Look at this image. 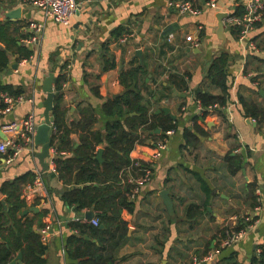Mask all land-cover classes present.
<instances>
[{"label":"crops","instance_id":"crops-1","mask_svg":"<svg viewBox=\"0 0 264 264\" xmlns=\"http://www.w3.org/2000/svg\"><path fill=\"white\" fill-rule=\"evenodd\" d=\"M81 1L80 12L65 26L24 0H0V22L9 21L19 27V35L25 36L21 43L33 51L30 59L18 63L11 55L10 66L0 73V85L22 90L21 96L26 99L0 116V129L28 116H33L37 126L43 122L44 109L39 106L46 98L43 85L53 74L55 78L65 77L60 107L67 125L77 122L79 109L89 105L98 119L93 130L103 132L110 119L102 114V105L123 92L119 75L136 58L144 70L143 105L154 114L167 108L176 118V129L157 159L153 160L155 151L147 146H136L130 153L132 160L151 163L152 173L149 182L130 198L135 203L133 212L121 214L130 226L114 264H192L193 259L202 260L209 254L215 256L205 264H251L264 247V122L245 117L239 98L264 113V20L250 35L255 47L252 49L232 30L224 29L225 42L216 35L218 14L242 7L247 0H192L203 8L198 18L178 15L168 7L171 0ZM211 2H215V9L207 6ZM15 9H20V17L16 21L7 19L5 14ZM29 23L43 26L37 42L31 45L23 41ZM170 27L172 32L164 35ZM169 35L173 36L170 42ZM222 53L230 56L229 105L224 110L207 109V117L198 123L204 135L198 136L196 146L188 147L184 131L193 127V119L203 110L196 91L219 94L210 85L207 72ZM104 61L113 67L104 69ZM171 76L185 79L187 88L177 90L170 82ZM4 136L6 140L11 137ZM34 136L32 143L12 160V151L0 154V202L5 209L9 207L1 191L4 183L34 175L33 183L26 184L21 192L29 210L26 215L35 224H49L58 232L44 243L46 264H69L64 247L71 234L69 224L91 223L86 218L91 210L77 212L62 202L65 191L61 189L65 186L54 170L55 146L50 147V156L44 160L48 170L43 172L37 158L41 148L35 145ZM70 139L75 147L79 145L77 135ZM226 156L241 161L234 175L228 171ZM37 177L41 178L40 185H35ZM256 190L261 194L258 211L252 208ZM163 191L172 202L173 215L167 212L160 196ZM192 206L198 211L188 219L187 211ZM248 214L256 218L251 231L233 247L221 249L225 228L239 227L242 222L238 219Z\"/></svg>","mask_w":264,"mask_h":264},{"label":"trees","instance_id":"trees-1","mask_svg":"<svg viewBox=\"0 0 264 264\" xmlns=\"http://www.w3.org/2000/svg\"><path fill=\"white\" fill-rule=\"evenodd\" d=\"M242 11L243 8L238 6L234 9V15H241ZM19 30V27L9 21L0 22V73L10 66L11 55L16 56L17 63L28 60L33 55V51L21 43L25 36L19 35ZM232 34L235 36L236 32L232 30ZM229 58L227 53H222L208 68V81L219 90V94L213 96L201 90L196 91V100L203 111L201 116L193 119V127L184 131L188 147L196 146L198 136L204 135L198 123L207 117V109L215 105L219 108L229 105ZM107 64L109 62L104 61V69L113 67L112 64ZM143 74V67L136 58L130 62L127 70L121 72L118 82L123 92L102 105V114L110 119L103 132L93 130L98 119L95 109L89 105L79 109L80 119L77 122L67 125L65 112L60 107L65 77L58 75L54 83V133L51 138V145L55 146L56 151L53 158L54 170L65 187H74L63 192L61 200L74 211H93V219L98 220V226L79 222L69 224L71 234L66 238L64 246L69 264L115 263V254L126 239L130 226L121 218V214L123 211L132 213L135 206L130 199L135 185L128 182V177H141V171L150 166L143 160H132L130 153L136 146H147L155 151V144L164 139L165 132L176 129V122L169 116L156 115L143 105ZM170 82L177 90L187 88L185 79L171 76ZM4 93L13 98L23 94L22 90L10 85H0V96ZM239 103L245 117L258 123L264 122V113L255 104L247 103L241 98ZM3 108L4 104L0 101V109ZM157 130L160 131L159 134L156 133ZM73 134L78 136L77 147L70 139ZM101 146L103 154L102 162H99L96 156ZM225 161L231 175L240 170L241 161L238 157L226 156ZM136 162L139 167L134 166ZM33 181L34 175L26 174L1 187V191L7 196L9 207L5 209L0 202V264H10L19 254L22 264H46L44 256L47 247L34 229L36 227L39 230L43 225L35 224L33 219L22 215L27 206L21 199V192L26 184L31 185ZM253 202L252 208L255 209L259 204L256 198ZM197 211L196 206L190 207L187 218H194ZM101 225L103 229H100ZM240 228H243V223L236 230ZM251 264H264V247L252 259Z\"/></svg>","mask_w":264,"mask_h":264},{"label":"built area","instance_id":"built-area-1","mask_svg":"<svg viewBox=\"0 0 264 264\" xmlns=\"http://www.w3.org/2000/svg\"><path fill=\"white\" fill-rule=\"evenodd\" d=\"M24 2L30 7L43 12L46 17L52 19L55 23L65 26L69 25L71 19L80 12L83 4L81 0H24ZM207 6L212 9L216 8L215 2H211ZM168 7L173 9L178 15L190 18H198L203 13V8L194 5L192 0H171L168 3ZM242 8L243 11L241 15H234V8L227 12V17L223 20L224 28L235 31L236 37L240 42L247 43L249 48L254 49L255 47L250 39V35L256 29V26L264 20V0H247V2L242 5ZM199 29H202V27L199 26ZM42 30L43 26L41 24L29 23L27 25L28 37L23 40L24 43L27 45L35 44ZM172 39L173 36L169 35L168 41L170 42ZM124 41L125 38L121 40V42ZM25 100L26 99L23 96L13 98L6 93L2 94L0 96V101L4 104V108L0 109V116L9 112L12 106L21 104ZM210 109L213 111L216 109L224 110V108H219L216 105ZM202 111L203 110H201V112ZM36 127L37 125L33 116H28L21 121L11 122L1 128L5 135H9L11 137L7 138L6 141L0 140V154H7L8 150L12 151V154H10V159L12 160L24 146L32 143ZM52 131L54 133L53 127ZM173 133L174 131L165 132L164 139L155 144V153L152 155L153 160L158 158L161 151L167 149L168 139ZM146 163L150 164V166H146V168L141 171L143 173L141 177L128 178V182L135 185L133 191L134 193H137L142 186L149 182V178L152 173V166L151 163L147 161ZM134 166L139 167L140 165L136 162ZM41 183V178L37 177L35 185H40ZM260 195V190H256L255 196L258 204L261 201ZM258 209L259 206L256 207L254 211H258ZM238 220L242 221L243 228L236 230L238 227H226L224 230V236L220 243L221 249H229L241 241L247 233L251 231L256 221L251 214L245 215ZM90 222L93 226H98L97 219H91ZM38 234L41 241L46 243L51 236L57 235L58 232L53 231L51 225L47 224L43 228L39 229ZM213 256L215 255L209 254L202 260L193 259L192 264H199L200 262L206 263L211 261Z\"/></svg>","mask_w":264,"mask_h":264},{"label":"water","instance_id":"water-1","mask_svg":"<svg viewBox=\"0 0 264 264\" xmlns=\"http://www.w3.org/2000/svg\"><path fill=\"white\" fill-rule=\"evenodd\" d=\"M5 17L11 21H16L19 17H20V9H15L12 11H9L5 14ZM227 17V13H219L218 14V25H217V37L219 40L225 42V34H224V24H223V20ZM172 32V27H170L169 29H167L165 31L164 35H168ZM14 68H16V65L13 66ZM56 81V78L54 77L53 74H49L47 79L44 82L43 85V92L46 94V98L44 99L42 105H39L41 108L44 109L43 112V122L41 124H39L36 127V133L34 136V143L35 145H39L41 148L40 153L37 155V158L40 161L41 167L44 171L48 170V164L44 162V160L48 159L50 154H49V150L51 147V138H52V124L54 122V118L52 115V107H53V98H54V83ZM160 113H164L166 115H169V110L167 108H162L158 111L155 112V114H160ZM170 118L175 121L176 118L172 115H169ZM251 123V120H248V123ZM157 134L160 133L159 130L156 131ZM0 138L6 140L2 130L0 129ZM102 153L103 150L100 149L97 153L96 159L99 162H102ZM74 187H62L61 191H66L67 189L72 190ZM163 198L165 207L167 209V212L171 215H173V205L171 200L168 197V193L167 191H163V193H161L160 195ZM4 204V202H2ZM31 211H34V209H30ZM27 213H29V210H24L22 212L23 215H26ZM94 216V213L91 211L89 213L86 214V218L88 220H91ZM104 227L101 225L100 229H103ZM10 264H22L21 263V255L19 254L15 259H13V261ZM205 264V263H203Z\"/></svg>","mask_w":264,"mask_h":264},{"label":"rangeland","instance_id":"rangeland-1","mask_svg":"<svg viewBox=\"0 0 264 264\" xmlns=\"http://www.w3.org/2000/svg\"><path fill=\"white\" fill-rule=\"evenodd\" d=\"M243 216H245V215H243ZM243 216H242V217H243Z\"/></svg>","mask_w":264,"mask_h":264}]
</instances>
